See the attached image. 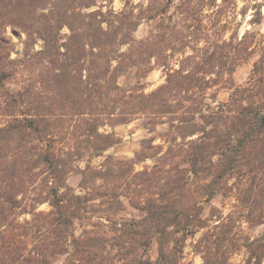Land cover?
<instances>
[{"label":"trees","instance_id":"trees-1","mask_svg":"<svg viewBox=\"0 0 264 264\" xmlns=\"http://www.w3.org/2000/svg\"><path fill=\"white\" fill-rule=\"evenodd\" d=\"M113 1L40 0L39 36L57 73L41 115L0 127V140L14 147L0 151V264H53L60 256L64 264H182L185 241L197 232L202 264H264V230L251 236L244 229L264 226V44L242 84L233 73L247 59L239 53L246 34L215 41L201 55L182 39L178 50L192 53L183 51L156 88L123 87L118 78L132 67L139 77L153 59L169 66L161 43L170 39L161 40L156 25L134 36L142 19L163 12L159 0H121L119 10ZM220 89L228 92L224 101L216 99ZM138 117L148 130L168 125L162 143L142 139L133 160L86 164L76 192L67 183L75 169L57 151L100 154L118 140L103 126ZM72 119L76 144L64 146L59 130ZM30 134L38 143L26 144ZM146 159L150 166L134 170ZM217 193L232 197V208L210 205L204 214ZM124 199L139 218L119 217ZM44 203L50 208L39 210ZM77 221L87 224L78 233ZM238 251L244 257L234 263Z\"/></svg>","mask_w":264,"mask_h":264},{"label":"rangeland","instance_id":"rangeland-1","mask_svg":"<svg viewBox=\"0 0 264 264\" xmlns=\"http://www.w3.org/2000/svg\"><path fill=\"white\" fill-rule=\"evenodd\" d=\"M131 1L144 5L149 2V0ZM159 4L163 7L161 8L163 12H155L153 20L142 19L134 36L141 39L148 34L151 25H156L157 31L161 34L160 39H170L161 43L164 49L163 55H170L166 57L167 62L162 58L163 63L169 66L165 67L153 59L152 67L139 77L136 75V68L132 67L119 76L118 83L121 86L129 87L139 83L145 92L156 88L164 81L168 68H178L177 59L182 57L183 51L185 54L192 53L189 47L182 51L178 50L182 47V39L188 40V43L195 47L196 54L201 55L204 48L215 41L229 40L230 37H235L236 41L244 34H246L245 42L240 45L239 53H245L247 59L235 68L233 78L239 84L247 80L253 62L259 57L264 44V0H159ZM112 5L114 9L119 10L123 6V1L114 0ZM42 14L40 0H0V127L5 126L15 116L31 119L41 115L46 101L49 100L48 97L52 94L48 83L52 82V77L57 73V66L50 67L48 56L43 51V40L39 36ZM67 33L66 28L61 30V41L65 40ZM71 76L70 80L73 81ZM215 95L217 100L224 101L228 92L220 89L215 91ZM73 119L68 122L69 130L65 128L59 130L60 141L64 146L76 144L71 132L75 124ZM144 119L138 117L113 128L103 126L100 131H113L118 140L104 151H100V154L95 151H57L65 162L75 169L68 174L67 183L76 192H83L79 186L81 176L78 169L84 168L86 164L99 166L108 156L117 160H133L142 139L154 137V144L162 143L160 134L167 130L168 125L159 124L154 130H148L142 125ZM24 141L27 145L38 143L34 134L25 136ZM0 151H14L13 144L0 140ZM74 155L80 157L75 158ZM151 164L152 160L146 159L133 165V168L137 171ZM124 202V208L118 212L119 217L128 220L141 216V210L130 206L125 199ZM233 202L232 197L225 198L217 193L209 204H205L204 214L209 211L210 205L227 213L232 208ZM49 208L46 203L38 207L39 210ZM84 225L87 224L76 222L77 233ZM244 229L249 235L255 236L264 230V226L244 224ZM200 234L201 232H197L194 237L189 236L185 241L182 264L203 263L196 247V240ZM150 253L153 258L156 257L155 242ZM243 257L244 252L238 251L232 256V261L240 263ZM64 260L65 256H60L53 264H64Z\"/></svg>","mask_w":264,"mask_h":264}]
</instances>
